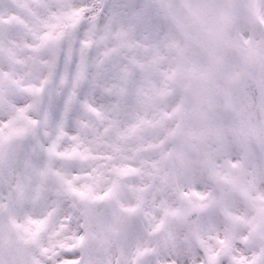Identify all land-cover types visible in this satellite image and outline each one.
Returning <instances> with one entry per match:
<instances>
[{
    "label": "clouds",
    "instance_id": "clouds-1",
    "mask_svg": "<svg viewBox=\"0 0 264 264\" xmlns=\"http://www.w3.org/2000/svg\"><path fill=\"white\" fill-rule=\"evenodd\" d=\"M81 7L59 41L32 51L18 37L19 63L0 66V123L24 110L19 133L0 139V260L33 264L38 246L82 236L85 264H125L130 226L149 248L189 249L167 264H207L200 240L264 251V0L64 10ZM0 47L3 59L11 46ZM25 216L48 221L31 244L12 227Z\"/></svg>",
    "mask_w": 264,
    "mask_h": 264
},
{
    "label": "snow or ice",
    "instance_id": "snow-or-ice-1",
    "mask_svg": "<svg viewBox=\"0 0 264 264\" xmlns=\"http://www.w3.org/2000/svg\"><path fill=\"white\" fill-rule=\"evenodd\" d=\"M161 6L167 9V0H159ZM67 0H0V45L6 40L11 46L7 50V55L0 59V66L7 63L11 66L19 63L15 58L17 48L16 38H30L38 43L24 44L23 47L32 51H37L49 42L59 41L66 27H77L83 18L84 8H71L64 10ZM55 7V10H54ZM43 29V31H41ZM87 47V44L84 45ZM4 49L0 47V53ZM11 72L2 73V79H8L12 85H17V80H11ZM23 91L39 93L40 88H25ZM16 116L10 118L7 122L0 123V139H8L10 136L17 135L19 129L13 127L16 119L22 118L23 109H16ZM99 115V113H97ZM9 129L8 135H3V130ZM131 131H134L132 129ZM55 155V152L52 151ZM113 171L124 176L133 171L131 168H115ZM71 182H69L70 184ZM73 195L81 198L88 196L87 192L78 191L70 188ZM98 199H104L103 196ZM256 199H264V192H258ZM134 211V209H128ZM48 221L43 218H34L25 216L23 222H13V229L16 233L21 234L20 240L24 244L36 242L37 237L46 228ZM159 224L156 225L158 230ZM125 240L130 241L120 249V256L124 259L125 264H167L171 255L175 252L177 255H183L189 252L185 246L173 249L167 245H161L155 248H149L139 230L135 227H128L124 233ZM74 244H60L59 249L55 247L38 246L33 264H85L82 255L76 254V249L80 247L83 237L75 238ZM221 247L214 248L204 240L199 241V251L206 257L207 264H264V251L256 253L255 247L245 249L241 254H232L231 246L225 241H219ZM248 252L252 255L249 257ZM0 264H4L0 260ZM89 264H95L90 261ZM101 264H111V261L101 262ZM119 264V262H118Z\"/></svg>",
    "mask_w": 264,
    "mask_h": 264
}]
</instances>
